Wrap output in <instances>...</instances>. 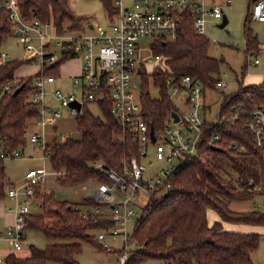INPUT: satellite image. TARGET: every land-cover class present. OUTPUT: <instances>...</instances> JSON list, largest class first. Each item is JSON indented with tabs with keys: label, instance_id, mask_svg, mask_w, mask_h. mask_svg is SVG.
Masks as SVG:
<instances>
[{
	"label": "trees",
	"instance_id": "16d2710c",
	"mask_svg": "<svg viewBox=\"0 0 264 264\" xmlns=\"http://www.w3.org/2000/svg\"><path fill=\"white\" fill-rule=\"evenodd\" d=\"M3 1V0H0ZM20 15L30 21L38 19L50 22L57 33L83 32L84 17L70 9L69 0H17ZM109 19L116 13L113 0H102ZM251 2V0H250ZM249 9L244 19L245 53H255L260 45L251 29ZM68 23L67 27L64 24ZM14 24L7 12L0 16V49L3 43L14 37ZM210 40L197 34L191 23L189 11L179 13L178 33L173 42L157 40L150 48L153 55L161 57V64L148 74L142 69L140 75V99L142 116L155 131L164 125L174 107L166 94L168 76L189 75L201 81L207 89H214L216 75L222 59L208 55ZM1 51V50H0ZM75 58L67 54L53 67H45L48 75H58L60 65ZM24 61L5 60L0 63L1 86L17 78L18 85L11 92L0 96V150L11 153L26 146V134L31 120L39 117V104L28 101L33 79L37 76L15 77L14 73ZM247 61L241 74L247 72ZM149 80L158 88L159 97L149 92ZM22 86L17 94L14 90ZM102 117L94 116L84 105L77 116L76 129L79 138H67L59 142L52 138L46 144L50 153L49 167L59 171L61 187H72L84 182L106 181L102 171L95 165L120 172L123 159L137 155V146L132 136L111 113L109 100L98 101ZM241 106L246 111L255 108L264 110V80L258 84L239 83L236 90L222 100V110L230 112ZM245 116L233 125H205L197 152L188 158L168 177L169 189L163 194L161 187L148 197L141 208L128 252L126 264H254L252 252L259 245L261 236L255 232H238L228 225H264V212L249 210L237 212L230 209L232 202H247L261 195L264 202V150L253 143L244 127ZM218 134L215 140L212 135ZM122 137V140H118ZM236 144V148L231 145ZM244 147V150H240ZM9 182L4 159L0 158V200L6 198ZM40 199L41 213L26 216L27 230L41 233L47 239H70L88 243L106 252L91 235L102 224L83 220L78 206L94 204L89 198L80 202L58 199L55 192L36 194ZM77 206L79 209H74ZM215 212L217 219L209 222L208 212ZM105 227V226H104ZM82 252L81 243H50L40 249L29 246L26 257L10 253L4 257L5 264H79L76 258ZM123 248L115 251L117 255Z\"/></svg>",
	"mask_w": 264,
	"mask_h": 264
},
{
	"label": "built area",
	"instance_id": "2783aa9c",
	"mask_svg": "<svg viewBox=\"0 0 264 264\" xmlns=\"http://www.w3.org/2000/svg\"><path fill=\"white\" fill-rule=\"evenodd\" d=\"M230 2L231 0H211L210 6L206 7L203 0H113L116 13L108 26H88L90 32L84 30L69 33L64 30L57 33L50 22L23 19L17 0L0 1V16L2 11L7 12L9 20L15 26L14 35L17 42L22 44L27 54H34L33 59L40 65V72L45 67H53L67 54L82 58L81 72L71 81L73 89L79 90V94L76 95L74 91L63 93L60 89L50 92L59 108H65L68 115L75 117L84 105L109 100L111 113L136 143L137 155L123 159L120 172L105 168L101 164L94 166L96 170L102 171L106 181L84 182L67 187L73 189L75 195L86 192L84 197L94 203L80 208L79 211L83 220L103 225L94 229V237L103 249L108 252L112 249L108 238L121 240L124 252L115 264H126L130 251L126 250L127 246L133 244L130 240L138 219L135 196L141 195L148 199L156 188H170L168 177L185 160L196 154L205 125H233L245 116L246 131L258 149L264 150V110L255 108L246 111L238 105L230 112H224L221 103L216 115L211 117L205 107L203 83L189 75H171L166 79V94L174 110L166 117L162 128L157 131L153 129V142L151 127L142 116L139 83L134 77L140 78L143 69L139 66L140 63L150 64L153 72L157 66L156 61L161 60L159 55L140 58L142 42L149 38L147 45L150 48L157 40L173 42L178 33L179 13L185 9L189 11L194 31L203 35L207 17L215 21L222 20L223 6ZM249 16L251 20L264 23V0H251ZM50 26L56 32L53 35L47 32ZM51 44L54 48H51ZM57 49L61 55L56 53ZM6 57L7 54L0 51V63L4 62ZM246 61L248 69L249 66H260L264 73V61L258 58ZM40 72L33 79L28 101L39 104V117L34 119V123L43 128L48 121L61 118V110H54L45 103L47 91L44 88L55 82L54 75ZM262 77L264 80V74ZM18 82L17 78L6 81L1 86L0 96L11 92ZM218 88L225 89L227 84L217 79L214 89ZM173 113L177 114V120ZM212 137L217 140L218 134L214 133ZM56 138L59 142H64L67 136L59 133ZM26 139L42 150L43 161L50 158V153L46 151L47 142L43 131L31 133ZM231 147L237 146L232 144ZM150 150L154 159L164 161L166 166L153 177L146 178L147 166L152 163ZM240 150H244V147H240ZM20 155L19 150L11 153L0 150L2 159ZM146 159H149L148 162ZM61 176L62 173L43 164L28 169L20 184L7 185L6 199L11 202L10 210L14 219L0 235V240L6 241L13 251L21 250L25 242V218L31 213V204L37 189L41 188L48 193L50 185H54V190L61 187ZM74 209L79 208L74 206ZM0 264H5L4 257L0 256Z\"/></svg>",
	"mask_w": 264,
	"mask_h": 264
},
{
	"label": "rangeland",
	"instance_id": "374dc122",
	"mask_svg": "<svg viewBox=\"0 0 264 264\" xmlns=\"http://www.w3.org/2000/svg\"><path fill=\"white\" fill-rule=\"evenodd\" d=\"M203 4L206 7L210 6L211 0H203ZM70 9L77 16L84 17L83 26H85V31L90 32V29L87 28L88 24L91 23L95 26L106 27L109 24L108 15L104 9V5L102 0H69ZM251 8L250 0H231L228 5H224L223 13L227 18V24L220 28L218 25L222 20L215 21L210 17H207V21L203 26V35L210 40V46L208 48V55L222 59L220 65V71L216 75V79H220L227 84V88L225 89H207L205 92V107L206 110L211 114V117L216 115V112L222 103V100L226 95L233 92L237 89L240 82L244 84H258L261 80L263 81V71L260 66H249V69L245 73L244 77L241 74L242 68L246 60H253L254 58H258L260 61H264V23L257 22L254 20L249 21L246 27H249L254 36H256L261 50H257L255 53H250L246 57L245 53V26L244 19L246 16V12ZM68 23L64 24L66 28ZM47 32L51 35L55 34V30L50 26L47 29ZM68 32V31H67ZM73 33V32H69ZM150 39L147 38L142 42L143 45L139 50V55L141 57H153V52L150 47L147 45ZM51 48H54L53 44H51ZM56 49V48H55ZM54 49V50H55ZM1 51H4L7 54L5 60H18L24 61V63L17 68L14 73L15 77H28L32 75H36L41 69L40 65L37 64L33 57L34 54H27L22 44L17 42L16 37H11L6 40L1 46ZM57 54L59 50H56ZM61 55V54H60ZM161 60L156 61L155 65L161 64ZM83 60L81 57H75L63 62L60 65L58 75L54 74L55 82L50 85L45 86V90L47 91V96L45 103L52 107L54 110H61V118L56 122L48 121L47 127L44 130L46 142H51V138L54 136L53 133L59 134L63 133L67 136V138H79L80 135L76 129V120L74 117L68 115L67 110L65 108H59L58 104L51 97L50 92L55 89H60L63 93L73 92L78 95L79 90H74L71 81L74 76H78L81 72ZM139 66L143 68L146 73H152V66L150 64L140 63ZM43 72V71H42ZM40 72V73H42ZM44 74L48 75L47 72L44 71ZM261 76V77H259ZM134 80L139 83L138 87H141V78L139 76H135ZM260 80V81H259ZM149 92L154 98L159 97V91L153 86V82L149 80ZM90 112L94 116L102 117V113L97 105V103H90L87 105ZM34 123V122H33ZM29 124L27 129V134L29 135L31 132L37 131L41 132L42 129L33 124ZM56 126L55 128H53ZM20 157L15 158H7L4 159V169L6 176L10 183L14 185L20 184L23 180V177L26 171L30 168H36L42 166L43 164L46 167H49L48 160H42V150L37 146L31 145L29 142H26V146L21 149ZM150 159H152V163L147 166V171L145 174L146 178L153 177L155 173H157L161 168H165L166 164L164 161H158L154 159V156L150 150ZM149 159H146L148 162ZM177 164V163H176ZM58 185V184H57ZM49 192H55V196L58 199H66L72 201H79L83 195H86V192H80L79 195L74 194L73 189H69L67 187H58L54 190V185L48 186ZM166 191L165 189L161 190L158 195H161ZM44 190L38 188L37 193H43ZM147 198H144L141 195L135 196L136 201V211L137 218L141 215V208L144 206ZM40 199L37 195L32 200L31 213H41ZM80 202V201H79ZM9 201L4 198L0 200V230L4 228L5 225L11 222V214L9 213ZM81 209L85 208V206H80ZM230 209L237 212H245L249 210H260L264 212V202L261 195H257L253 200L247 202H232L230 204ZM216 216L215 212L209 211V222L211 217ZM228 225V223H226ZM252 231L260 234L261 239L259 245L255 251L252 252V261L254 264H264V225L260 226H251ZM96 231L92 230L91 235L95 236ZM108 242L111 243V251H102L99 248L94 247L88 243H82L78 240H70V239H47L41 233L28 230L26 234V239L23 244V248L18 253L20 256L24 257L29 253V246L33 245L37 248H44L47 244L50 243H81L82 244V252L76 258L79 264H115L119 255L115 253V251L119 250L122 247L121 240L119 238L112 239L108 238ZM1 247V243H0ZM134 248V244H129L126 250H131ZM5 252L10 251L7 247L5 248ZM4 252V253H5ZM57 264V263H52ZM145 264H157L155 262H148Z\"/></svg>",
	"mask_w": 264,
	"mask_h": 264
},
{
	"label": "crops",
	"instance_id": "0c3cea01",
	"mask_svg": "<svg viewBox=\"0 0 264 264\" xmlns=\"http://www.w3.org/2000/svg\"><path fill=\"white\" fill-rule=\"evenodd\" d=\"M224 7V6H223ZM207 21V20H206ZM109 23H110V19H109ZM93 24H91V23H89L88 24V26L89 27H91ZM109 25V24H108ZM261 50V48H259V51ZM75 77V76H74ZM259 77H261V76H259ZM262 78V77H261ZM260 81V80H259ZM262 81V80H261ZM260 81V82H261ZM259 82V83H260ZM60 119V118H59ZM59 119H56V120H52V122H56V124H57V122H58V120ZM34 122V119L33 120H31L30 122H29V124H31V123H33ZM29 124H28V126H29ZM34 124V123H33ZM38 126V125H37ZM40 127V126H39ZM47 127H50V126H47V123L45 124V126L43 127V128H41L42 129V131L44 132V130L47 128ZM56 126H54L53 128H55ZM41 131V132H42ZM37 131H34V132H31V133H36ZM30 133V134H31ZM45 134V133H44ZM53 137L52 138H56V133L54 134L53 133ZM27 136V135H26ZM52 138H51V140H52ZM31 145H33V146H36V145H34V144H32V143H30ZM37 147V146H36ZM82 197H84V195L82 196ZM6 200H8V199H6ZM9 201V200H8ZM80 201V200H79ZM9 204H10V206H9V213L11 214V222L10 223H8L7 225H5L4 226V228L2 229V230H0V235L1 234H3L4 232H5V229H6V227L8 226V225H10V224H12V222H13V219H14V216H13V214H12V212H11V210H10V208H11V202L9 201ZM81 206V205H80ZM80 206H78L79 208H80ZM208 216H209V212H208ZM208 219H209V217H208ZM217 219V216H213V217H211V219H210V223L211 222H213L214 220H216ZM226 228L227 229H230V230H233V231H238V232H254V231H252V229H251V226H248V225H226ZM28 231V230H27ZM0 243H1V247H0V256L1 257H5L6 255H8V254H10V253H14V254H16V255H18V256H20V254L18 253L19 251H21V250H19V251H13L9 246H8V244H7V242L6 241H4V240H0ZM24 244V243H23ZM111 244V243H110ZM9 248L10 249V251H7V252H5V248ZM22 248H23V246H22ZM5 252V253H4ZM29 254V253H28ZM27 256V255H26ZM26 256H24V257H26Z\"/></svg>",
	"mask_w": 264,
	"mask_h": 264
},
{
	"label": "water",
	"instance_id": "95a60500",
	"mask_svg": "<svg viewBox=\"0 0 264 264\" xmlns=\"http://www.w3.org/2000/svg\"><path fill=\"white\" fill-rule=\"evenodd\" d=\"M227 24V18L225 17V15L223 16V19L221 21V23L218 25L220 28L224 27ZM17 34V32H16ZM140 71V69H138V72ZM22 86L16 88L13 92V94H17L20 90H21ZM77 109H79V106L77 105ZM173 117L175 118V120H177V114L173 113L172 114ZM150 135L152 138V142L154 141V137H153V127L150 128Z\"/></svg>",
	"mask_w": 264,
	"mask_h": 264
}]
</instances>
